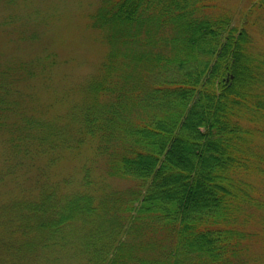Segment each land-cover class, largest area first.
<instances>
[{
    "label": "trees",
    "instance_id": "16d2710c",
    "mask_svg": "<svg viewBox=\"0 0 264 264\" xmlns=\"http://www.w3.org/2000/svg\"><path fill=\"white\" fill-rule=\"evenodd\" d=\"M89 18L110 52L88 86L102 96L82 112L83 134L107 176L135 185L95 202L27 198L29 214H52L37 222L46 248L69 244L50 234L79 210L114 241L107 251L87 236L95 264H264V59L244 22L211 0H100Z\"/></svg>",
    "mask_w": 264,
    "mask_h": 264
},
{
    "label": "rangeland",
    "instance_id": "374dc122",
    "mask_svg": "<svg viewBox=\"0 0 264 264\" xmlns=\"http://www.w3.org/2000/svg\"><path fill=\"white\" fill-rule=\"evenodd\" d=\"M211 1L233 23L244 22L254 53L264 59V0ZM99 3L0 0V254L35 243L32 253L22 247L3 255L0 264H95L96 258L84 257L87 236L97 237L96 245L107 251L112 245L106 244L114 242L99 226L102 218L87 223L76 210L50 234L51 238L60 233L58 240L69 244L55 246L57 251L46 248L45 243L52 241L37 222L52 214L32 215L24 209L28 199L40 198L45 190L50 193L46 197L59 203L82 192L95 202L106 193L135 185L131 179L107 176L96 138L83 134L82 112L102 96L90 94L88 86L104 74L110 52L89 18ZM80 137L82 142L77 143ZM259 142L264 149V137ZM27 145H31L28 151H20ZM85 173L90 184H85ZM10 203L13 207L6 214L3 206ZM8 245L9 250L2 248ZM59 252L64 253L57 258Z\"/></svg>",
    "mask_w": 264,
    "mask_h": 264
}]
</instances>
